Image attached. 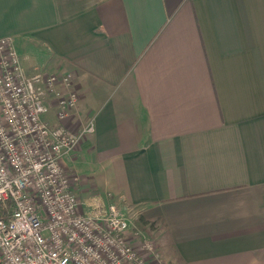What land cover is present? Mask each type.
Instances as JSON below:
<instances>
[{
	"label": "crops",
	"instance_id": "0c3cea01",
	"mask_svg": "<svg viewBox=\"0 0 264 264\" xmlns=\"http://www.w3.org/2000/svg\"><path fill=\"white\" fill-rule=\"evenodd\" d=\"M5 35L72 75L63 125L95 129L62 164L158 217L169 264H264V0H0Z\"/></svg>",
	"mask_w": 264,
	"mask_h": 264
},
{
	"label": "built area",
	"instance_id": "2783aa9c",
	"mask_svg": "<svg viewBox=\"0 0 264 264\" xmlns=\"http://www.w3.org/2000/svg\"><path fill=\"white\" fill-rule=\"evenodd\" d=\"M15 49L0 36V264H166L130 227L132 207L108 192L79 200V177L62 160L94 132V120L64 126L77 108L72 75L28 73Z\"/></svg>",
	"mask_w": 264,
	"mask_h": 264
},
{
	"label": "rangeland",
	"instance_id": "374dc122",
	"mask_svg": "<svg viewBox=\"0 0 264 264\" xmlns=\"http://www.w3.org/2000/svg\"><path fill=\"white\" fill-rule=\"evenodd\" d=\"M15 45V44H14ZM16 48V46H15ZM16 50V49H15ZM18 50H20V46L18 45ZM20 52V51H17ZM36 72V71H34ZM52 113V112H50ZM47 121L50 120V116L45 115L44 116ZM54 118V117H53ZM51 118V119H53ZM77 177L79 176L81 178V182L83 185L84 197L85 198H101L104 197V191H103V184H104V171H99L95 169L94 171H81L80 175L76 172ZM79 178V181H80ZM78 181V182H79ZM77 182V183H78ZM89 200V199H88ZM129 206V205H128ZM132 207V206H130ZM133 208V207H132ZM134 211L135 217L131 219V225L130 227H133L135 229H140L142 231V234L147 237V239L152 240L157 245V248L159 249V252H161L162 257H164L166 264H169L171 259H175V256L171 254V251H169L167 247V239L166 235L163 233V231L160 229V221H156L155 223L150 224V221L147 220L148 216H143V214L137 213L136 209H132Z\"/></svg>",
	"mask_w": 264,
	"mask_h": 264
},
{
	"label": "trees",
	"instance_id": "16d2710c",
	"mask_svg": "<svg viewBox=\"0 0 264 264\" xmlns=\"http://www.w3.org/2000/svg\"><path fill=\"white\" fill-rule=\"evenodd\" d=\"M157 218H158V217H156V218H152V219H147V220H149V221H150V224H152V223H155V222L157 221Z\"/></svg>",
	"mask_w": 264,
	"mask_h": 264
}]
</instances>
